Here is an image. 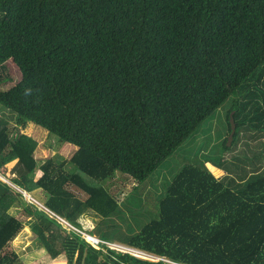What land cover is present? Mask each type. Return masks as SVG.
I'll use <instances>...</instances> for the list:
<instances>
[{
  "label": "trees",
  "instance_id": "1",
  "mask_svg": "<svg viewBox=\"0 0 264 264\" xmlns=\"http://www.w3.org/2000/svg\"><path fill=\"white\" fill-rule=\"evenodd\" d=\"M6 61L20 78L0 90V106L15 116L12 134L0 124V174L21 167L10 180L25 193L40 188L43 206L77 229L81 213L107 218L119 205L108 186L82 175L145 180L259 69L261 97L247 91L231 107L229 147L183 165L157 217L123 242L180 264H264V171L246 175L223 157L244 124L256 131L251 139L263 136L264 0H0V67ZM30 123L76 147L70 169L52 158L37 164L35 141L19 131ZM19 196L0 180V264H21L7 251L22 228L7 212ZM25 210L39 216L30 226L36 248L22 264H165L101 246L103 254L43 210Z\"/></svg>",
  "mask_w": 264,
  "mask_h": 264
},
{
  "label": "rangeland",
  "instance_id": "2",
  "mask_svg": "<svg viewBox=\"0 0 264 264\" xmlns=\"http://www.w3.org/2000/svg\"><path fill=\"white\" fill-rule=\"evenodd\" d=\"M258 72L259 69L246 79V81L240 85L241 87L232 91L217 108L202 120L193 134H191V136L177 149H174L167 158L162 160L158 166L146 176L145 180L136 183L134 179L119 171H116L115 178L112 181H106V183L82 175L90 184L103 185L104 187L108 186L110 193L116 198L119 205L116 212L107 218H102L90 210L81 213L77 217V223L79 224L77 226L79 227L78 230H81L86 235H93L100 240L111 242L108 244L109 246H119L116 252L132 254L130 251L126 252V249L129 248L125 247L123 241L126 239L127 234L136 233L142 226L149 223L151 219L157 217L158 200L164 195L166 185L171 180L172 176L177 173L183 165H198L207 155L209 159L220 156L221 148L225 145L224 141H226L227 122L229 113L232 112L231 107H234L235 103H239L247 91H252L257 97H261L259 94V86L261 85H256L254 82L256 81ZM19 78L20 76L16 67L11 61H6L4 65L0 67V90L6 91L13 86ZM0 124H6L10 134L15 130V116L1 106ZM243 128L244 130H241L242 128H240V130L246 132V134L243 135L241 132L242 135H239V139L236 136L238 146H232V150H230L229 153L227 152L223 157H225L227 161H229V158L233 157L234 159L232 162H238L236 166L237 169L243 167L241 170L242 172L244 171L246 175L255 172H263L264 132H261L263 136L260 138L255 135L254 138L256 139H251L249 136L254 135L256 131H252L246 124H244ZM19 131L26 133L35 141L33 157L38 165L45 159L52 158L55 161H65V168L67 169L72 167V164L68 162L76 148L72 143L59 140L53 134L44 130L40 125L30 123L25 129ZM207 167L215 177L219 178L224 174L223 171L212 167L210 164H207ZM236 167L232 164L233 170H235ZM14 168L15 170L13 173L9 172L10 177L0 174V180L9 184L16 192H21L22 189L16 186L11 180L23 173V170L19 166H15ZM235 175L237 176L236 178L240 177L239 172ZM1 176L4 177V179L1 178ZM67 189L80 199L86 198V195L84 192H81L80 189L73 186H67ZM27 194L24 192L22 195L24 199L22 196L17 197L18 199H14L12 205L7 210L9 214L16 216L22 225L19 234L7 247V251L14 252L18 255L21 259V264L27 263L24 256L36 248L33 241L34 235L30 230V226L37 221V217L39 216L38 214L28 212L25 210V207L28 209H36L35 206L38 207L42 205L46 197L45 192L40 188L31 189ZM24 196H27V198ZM43 212L46 213L44 210ZM47 217L49 216L47 215ZM61 227L65 233L68 232V228L64 226ZM69 230L75 232L74 230ZM81 237L85 238L84 235H81ZM100 251L106 254V249ZM136 252L139 251L136 250ZM137 258L149 260L151 262L163 260L165 264H173V262L167 259L157 258L146 253Z\"/></svg>",
  "mask_w": 264,
  "mask_h": 264
},
{
  "label": "built area",
  "instance_id": "3",
  "mask_svg": "<svg viewBox=\"0 0 264 264\" xmlns=\"http://www.w3.org/2000/svg\"><path fill=\"white\" fill-rule=\"evenodd\" d=\"M25 198H27V197H25ZM29 201V200H28ZM42 210H44L47 214H48V216H50V217H54L55 219H56V222L58 223V224H60L61 226H64V227H66V228H68V231H70L69 229H71V230H74L75 232H76V234L79 236L80 234L81 235H84V237H85V233L84 232H82L81 230H78L77 228H74L72 225H70L67 221H65V219L64 218H62V217H59L58 215H56V214H54L53 212H51V211H49L48 209H46L45 207H43L42 206V208H41ZM73 232V231H72ZM74 232V233H75ZM81 235H80V238L82 239V240H84L85 241V243H87L88 245H90L92 248H95V249H102V247L101 246H105V247H107V248H109V249H112V250H118L117 248L119 247L118 245H116V246H118V247H112V246H109L108 244L109 243H107V242H105V241H102V240H100L99 238H97V237H94V236H90V235H88V237H89V239H91L92 241H87L85 238H82L81 237ZM128 248V247H127ZM129 249H131V248H129ZM134 250V249H133ZM118 252V251H117ZM123 253V252H122ZM129 254V253H128ZM131 255V254H130ZM175 262H173V264H174ZM180 264V263H179Z\"/></svg>",
  "mask_w": 264,
  "mask_h": 264
},
{
  "label": "water",
  "instance_id": "4",
  "mask_svg": "<svg viewBox=\"0 0 264 264\" xmlns=\"http://www.w3.org/2000/svg\"><path fill=\"white\" fill-rule=\"evenodd\" d=\"M228 122H229V133L226 137V141H225V146L226 147H229L230 145V142L232 140V136H233V133H234V122H233V118H232V112L229 113V116H228ZM22 192V195L24 194V190L21 191ZM27 194V193H26ZM28 195V194H27ZM25 197V196H24ZM27 197V196H26ZM41 207L38 206L37 209H40Z\"/></svg>",
  "mask_w": 264,
  "mask_h": 264
},
{
  "label": "bare ground",
  "instance_id": "5",
  "mask_svg": "<svg viewBox=\"0 0 264 264\" xmlns=\"http://www.w3.org/2000/svg\"><path fill=\"white\" fill-rule=\"evenodd\" d=\"M2 177V176H1ZM4 178V177H3ZM85 236H88V235H86L85 234ZM87 240L88 241H92L91 239H89V237H87ZM128 251H130L132 254L131 255H133V256H135L133 253H135V254H143L144 255V253H142V252H136V250H131V249H126V252H128ZM130 254V253H129ZM136 257V256H135ZM150 257V256H149Z\"/></svg>",
  "mask_w": 264,
  "mask_h": 264
},
{
  "label": "clouds",
  "instance_id": "6",
  "mask_svg": "<svg viewBox=\"0 0 264 264\" xmlns=\"http://www.w3.org/2000/svg\"><path fill=\"white\" fill-rule=\"evenodd\" d=\"M37 203V202H36ZM42 206H43V204L42 205H40V207L42 208ZM43 207H45V206H43ZM36 208H37V206H36ZM40 208V209H41ZM46 208V207H45ZM47 209V208H46ZM90 236H93V235H90ZM94 237H96V236H94ZM90 246V245H89ZM95 249V248H94ZM98 250V249H97Z\"/></svg>",
  "mask_w": 264,
  "mask_h": 264
}]
</instances>
